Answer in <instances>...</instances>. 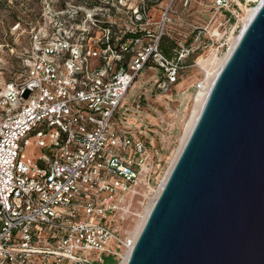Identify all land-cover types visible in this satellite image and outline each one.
Segmentation results:
<instances>
[{
    "label": "built area",
    "instance_id": "2783aa9c",
    "mask_svg": "<svg viewBox=\"0 0 264 264\" xmlns=\"http://www.w3.org/2000/svg\"><path fill=\"white\" fill-rule=\"evenodd\" d=\"M157 1L42 0L25 26L26 69L0 90V264L127 263L135 242L122 226L157 194L119 108L144 68L160 72V93L185 68L183 46L160 49L171 5L152 23Z\"/></svg>",
    "mask_w": 264,
    "mask_h": 264
},
{
    "label": "water",
    "instance_id": "95a60500",
    "mask_svg": "<svg viewBox=\"0 0 264 264\" xmlns=\"http://www.w3.org/2000/svg\"><path fill=\"white\" fill-rule=\"evenodd\" d=\"M126 264H264V2L215 79Z\"/></svg>",
    "mask_w": 264,
    "mask_h": 264
},
{
    "label": "rangeland",
    "instance_id": "374dc122",
    "mask_svg": "<svg viewBox=\"0 0 264 264\" xmlns=\"http://www.w3.org/2000/svg\"><path fill=\"white\" fill-rule=\"evenodd\" d=\"M41 1L0 0V90L26 69L30 38L25 26L39 17ZM227 3L220 10L216 0H164L165 7L172 6L170 20L166 24L168 36L184 47L182 64L187 66L167 93L155 89L160 74L156 67L144 68L119 108V127L130 130L147 148L154 186L150 197L157 194L181 147L197 103V83L204 81L202 91L206 90L207 71L224 57L235 38L242 33V19L247 9L255 6L257 1L227 0ZM18 22L20 27L16 28ZM194 31L199 37L195 36L193 41L186 43ZM140 210L141 216L131 224H123L125 236H133L134 239L146 207H140ZM105 261L108 262L107 259Z\"/></svg>",
    "mask_w": 264,
    "mask_h": 264
},
{
    "label": "bare ground",
    "instance_id": "6f19581e",
    "mask_svg": "<svg viewBox=\"0 0 264 264\" xmlns=\"http://www.w3.org/2000/svg\"><path fill=\"white\" fill-rule=\"evenodd\" d=\"M257 1V4L249 9H247V12L245 14V16L243 17L242 19V22H243V30L242 32L247 28V26L249 25V23L251 22V20L253 19L254 15L256 14V12L258 11V9L260 8L261 4L264 2V0H256ZM242 34V33H241ZM241 34L239 35L238 34V37L235 38V40L233 41V43L231 44L229 50L226 52V54L224 55V57L220 58L214 65V67L211 69V70H208V77H207V88L206 90L204 91H199L198 95L196 96L197 97V103H196V106H195V110L193 112V115L191 117V120L187 126V129L186 132L184 133V136L182 138V143H181V147L178 151V153L176 154L171 166L169 167L165 177H163V182L161 184V187L159 188L158 192H157V195L154 199V201L149 205V206H146V213L144 215V217L142 218L141 222L139 223V226L137 228V232L134 236V239H133V236H132V239L134 242H136L141 230L143 229L144 227V224L150 214V211L152 209V207L154 206L155 202H156V199L158 198L164 184L166 183L167 179H168V176L172 170V168L174 167L180 153L182 152L201 112H202V109L205 105V102L208 98V95H209V92L213 86V83L215 81V79L217 78L218 74L220 73L221 69L223 68V66L225 65V63L227 62L228 58L230 57V55L232 54L234 48L236 47L240 37H241Z\"/></svg>",
    "mask_w": 264,
    "mask_h": 264
},
{
    "label": "trees",
    "instance_id": "16d2710c",
    "mask_svg": "<svg viewBox=\"0 0 264 264\" xmlns=\"http://www.w3.org/2000/svg\"><path fill=\"white\" fill-rule=\"evenodd\" d=\"M172 7V6H171ZM167 7H165L164 5V0H158L155 3H151L149 6V15H150V21L152 23H157L161 20L162 14L165 12ZM171 10V9H170ZM170 10L168 12V18L170 20L169 14H170ZM229 14V13H228ZM230 15V14H229ZM233 17V16H231ZM169 21L166 22V24ZM166 26L165 25V30L164 33L161 37L160 40V49L163 52V54L168 57V58H173L176 56L177 51H179L181 49V44L180 42H176L172 39L169 38L168 36V32L166 30ZM153 32H156L158 30V26L155 24L151 27ZM146 32H137L135 35L136 36H142L144 35ZM195 36H197L196 31L193 32V36H190V38H187L186 43L190 40L193 41ZM190 48V47H188ZM183 63V62H182ZM182 66L186 67L187 65L181 64ZM108 262H110V259H107Z\"/></svg>",
    "mask_w": 264,
    "mask_h": 264
}]
</instances>
